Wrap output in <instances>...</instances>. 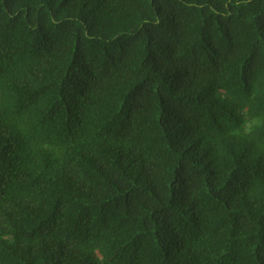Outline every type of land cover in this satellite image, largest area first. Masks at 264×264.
I'll return each instance as SVG.
<instances>
[{
	"label": "trees",
	"instance_id": "16d2710c",
	"mask_svg": "<svg viewBox=\"0 0 264 264\" xmlns=\"http://www.w3.org/2000/svg\"><path fill=\"white\" fill-rule=\"evenodd\" d=\"M0 264H264V0H0Z\"/></svg>",
	"mask_w": 264,
	"mask_h": 264
}]
</instances>
